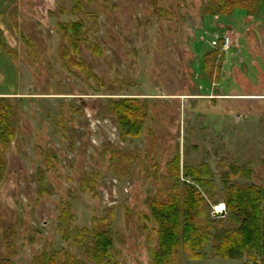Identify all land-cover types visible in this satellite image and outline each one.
I'll return each mask as SVG.
<instances>
[{"label": "rangeland", "instance_id": "rangeland-1", "mask_svg": "<svg viewBox=\"0 0 264 264\" xmlns=\"http://www.w3.org/2000/svg\"><path fill=\"white\" fill-rule=\"evenodd\" d=\"M205 8L0 0L10 130L0 139V264H98L93 235L103 231L112 244L101 264H151L158 228L148 201L176 177H204L211 216L225 211L230 168L250 175L230 183L264 189V3L257 16ZM122 101L144 117L131 136L111 107ZM181 263L248 257L218 259L208 244L202 260Z\"/></svg>", "mask_w": 264, "mask_h": 264}, {"label": "trees", "instance_id": "trees-1", "mask_svg": "<svg viewBox=\"0 0 264 264\" xmlns=\"http://www.w3.org/2000/svg\"><path fill=\"white\" fill-rule=\"evenodd\" d=\"M263 3L264 0H206L205 14L227 16L245 12L257 16L263 11ZM69 28L71 43L75 46L80 38L82 40L81 26L73 23ZM111 107L125 136L140 132L144 117L139 109L125 101ZM9 133L7 115L0 113V139ZM243 175L246 179L250 177L248 173ZM243 175L232 167L227 175L222 176L224 218L209 215L203 196L206 183L202 176L194 177L191 184L182 183L176 177L165 192L163 190L159 196L149 199L150 214L158 228L157 248L152 253L151 264H182V257L200 261L208 244H211L215 258L239 260L247 255L246 264H264V189L251 184L230 183ZM1 177L0 174V180ZM93 240L95 249H98L96 259L101 264L100 260L107 258L112 240L108 231L95 233Z\"/></svg>", "mask_w": 264, "mask_h": 264}, {"label": "water", "instance_id": "water-1", "mask_svg": "<svg viewBox=\"0 0 264 264\" xmlns=\"http://www.w3.org/2000/svg\"><path fill=\"white\" fill-rule=\"evenodd\" d=\"M214 218H223L225 216V211L224 209L221 212H214L212 215Z\"/></svg>", "mask_w": 264, "mask_h": 264}, {"label": "bare ground", "instance_id": "bare-ground-1", "mask_svg": "<svg viewBox=\"0 0 264 264\" xmlns=\"http://www.w3.org/2000/svg\"><path fill=\"white\" fill-rule=\"evenodd\" d=\"M223 210V206L221 205L219 208H216V212H221Z\"/></svg>", "mask_w": 264, "mask_h": 264}]
</instances>
